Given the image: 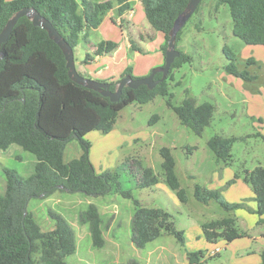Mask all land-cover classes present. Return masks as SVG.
<instances>
[{
  "label": "trees",
  "instance_id": "obj_1",
  "mask_svg": "<svg viewBox=\"0 0 264 264\" xmlns=\"http://www.w3.org/2000/svg\"><path fill=\"white\" fill-rule=\"evenodd\" d=\"M115 1L0 0V32L17 11L32 8L53 25L74 51L80 41L88 42L90 33L100 25L103 17L114 7ZM188 1L141 0L147 22L152 29L164 35V55L169 31ZM218 2L229 8L233 36L246 45L264 46V0ZM131 47L134 51H141L133 41ZM114 48L112 42H101L95 46L94 54H109ZM175 49L179 55L163 82L151 90L146 86L137 89L124 87L120 99L111 102L109 98L69 79L65 58L46 31L34 27L27 17L17 21L7 41L0 46L3 55L2 58L0 56V152L17 146L31 154L35 161L27 177H22L16 170H4L5 187L0 195V264H66L64 258L76 252L75 231L66 218L50 211L48 214L54 227L43 231L27 210L31 198H38L42 194L45 198L56 191L98 197L110 194L115 185L116 192L134 205L131 239L136 248H145L164 233L183 244V232L173 227L169 213L159 208L142 206L131 191L120 190L118 172H95L89 157L91 145L85 139L93 131L109 133L125 107L134 103L147 104L158 95L166 96L167 104L181 124L200 136L210 125L215 108L207 102L195 105L188 91L179 106L171 105L172 95L168 92L167 79L170 80L174 69L191 61L189 55L177 49L176 43ZM223 52L229 61L225 66L228 74L245 82L257 79L256 75L236 67L237 58L232 52L225 47ZM245 64L249 67L254 61L247 59ZM161 76L158 73L154 79L159 80ZM118 83H110V91H115ZM73 139L79 142L81 154L64 163V147ZM238 140L216 135L208 140L207 146L218 163L229 165L233 160V144ZM159 154L165 183L176 193L181 203H186L187 196L177 177L176 162L170 149L163 147ZM241 174H236L234 180L241 176L243 182L250 186L256 202V209L252 213L260 218L257 224H264V220H261L264 214V167L257 166L251 171L243 169ZM158 182L151 168H140L137 188H150ZM194 198L204 205L215 201L226 212L245 207L244 204H230L219 190H208L198 184L194 186ZM23 209H26V215ZM79 223L88 226L93 247L102 248L105 240L98 207L89 204L86 210L79 213ZM202 235L210 244L219 240L229 244L247 236L238 229L236 219L231 216L203 224ZM219 257L217 253L206 255L202 251L187 254L188 264H206L208 260ZM260 258V264H264V250Z\"/></svg>",
  "mask_w": 264,
  "mask_h": 264
},
{
  "label": "rangeland",
  "instance_id": "obj_2",
  "mask_svg": "<svg viewBox=\"0 0 264 264\" xmlns=\"http://www.w3.org/2000/svg\"><path fill=\"white\" fill-rule=\"evenodd\" d=\"M218 1L201 0L197 12L182 27L176 47L189 55L191 61L174 69L170 80L167 79L168 92L172 95L171 105L179 106L187 97L188 91L195 105L207 102L218 108L202 134L198 136L182 125L167 104V97L158 95L147 104L134 103L125 107L109 133L93 131L85 137L91 145L89 157L95 172H118L120 190L131 191L142 206L159 208L169 213L173 227L183 232V244L164 233L145 248H136L131 239L134 205L131 200L116 192L115 185L106 196L56 191L45 198L43 194L38 198H31L27 210L43 231L54 227L48 214L50 211L61 214L73 227L77 249L73 255L64 258L66 264H188V253L202 251L206 255H213L217 249L220 257L210 259L207 263L224 264L227 262L225 242L219 240L210 244L205 241L202 225L231 216L236 219L238 229L243 231V223L251 222L245 216L252 213L249 207L252 208L253 204L248 198L251 196V191L248 192L250 186L240 182L238 186L228 191L226 189L236 174L242 176L243 168L264 167V141L260 138H251L249 142L236 141L231 152L233 160L229 165L217 163L207 146L208 140L213 136H242L251 131L249 122L242 116L243 106L237 103L241 94L226 82L225 66L229 61L223 52L224 47L236 56V67L249 73L246 58L257 56L255 50H252L254 46H247L233 36L229 8ZM82 54L80 50H75L76 67ZM229 88L236 96L231 105L224 95ZM226 110L229 115L225 113ZM163 147L170 149L176 162V174L185 190L186 203H181L176 193L165 183L159 154ZM80 154L79 142L73 139L64 147L63 161L68 163ZM34 161L31 154L17 146L0 152V195L5 187L4 170H16L22 177H27ZM140 168H151L158 178V184L150 188H137ZM195 184L219 190L224 200L230 204L240 202L241 198L248 200L244 201L242 211L237 209L228 213L215 201L207 205L198 202L194 198ZM89 204L98 207L103 220L105 244L102 248L93 247L88 226L79 223V213L86 210ZM259 219L256 216L252 230L261 228L257 224ZM233 260L243 262L245 258Z\"/></svg>",
  "mask_w": 264,
  "mask_h": 264
},
{
  "label": "crops",
  "instance_id": "obj_3",
  "mask_svg": "<svg viewBox=\"0 0 264 264\" xmlns=\"http://www.w3.org/2000/svg\"><path fill=\"white\" fill-rule=\"evenodd\" d=\"M91 1L102 3L108 0ZM131 41L141 50L140 52L132 50ZM101 42H112L115 44V48L109 54L95 55V46ZM164 44V35L152 29L147 22L141 0H116L114 7L103 17L100 25L90 33L88 42L80 41L74 49V53L75 50H80L83 53L75 68L83 77L99 82L120 81L127 75V71L130 72L128 75L133 78L147 77L152 69L164 65ZM252 50H255L257 56L248 57L246 60L254 61L249 69L250 74L257 76L256 80L245 82L226 72L227 84L235 90L237 89L241 94L237 103L243 106L242 116L249 122L251 131L242 136L222 134V137H235L243 142H249L251 138H264V46L257 45ZM224 95L230 105L234 104L236 96L230 92V88L226 89ZM214 108L216 110L217 107L214 106ZM225 113L229 115L228 110ZM255 167L257 166L243 169L251 171ZM240 182H243L241 177L235 179L234 182L228 184L229 187L226 191L238 186ZM249 191H251V196L248 194L250 196L248 198L253 204V207H249V209L253 212L256 209V202L253 200L252 190L248 189ZM247 200V198H241L240 202L235 204L245 205L244 201ZM245 216L251 221L249 224L242 222L243 232L247 236L229 244L225 243L227 262L224 264H260L261 262L260 253L264 250V224H260L261 228L257 227L256 230H252L257 215L249 213ZM261 220H264V214L261 216ZM251 230L252 232H250ZM233 258H245V261L237 262Z\"/></svg>",
  "mask_w": 264,
  "mask_h": 264
},
{
  "label": "water",
  "instance_id": "obj_4",
  "mask_svg": "<svg viewBox=\"0 0 264 264\" xmlns=\"http://www.w3.org/2000/svg\"><path fill=\"white\" fill-rule=\"evenodd\" d=\"M201 0H189L184 11L176 18L171 30L169 31V39L167 41V50L165 52V62L162 67L154 68L151 70L147 77L132 78L130 75L123 77L115 91H110V83L99 82L91 80L79 75L75 68L74 52L69 44L65 41L62 35L53 27V25L46 19H44L36 10L32 8H23L17 11L5 24L0 32V46L6 42L9 38L11 31L17 21L21 17H27L34 27H39L47 32L49 39H51L61 50L68 69V77L74 83L83 86L89 90H93L103 97H107L111 102H117L122 94V89L128 87L130 89H137L140 86H146L148 89H153L160 82H163L168 75L170 67L175 58L178 57L179 52L175 49L176 37L181 28L185 25L188 19L193 15ZM1 58L3 57L0 51ZM161 73V78L155 80L156 74ZM75 137V136H73ZM24 215H26V209H23Z\"/></svg>",
  "mask_w": 264,
  "mask_h": 264
},
{
  "label": "built area",
  "instance_id": "obj_5",
  "mask_svg": "<svg viewBox=\"0 0 264 264\" xmlns=\"http://www.w3.org/2000/svg\"><path fill=\"white\" fill-rule=\"evenodd\" d=\"M215 252L217 253L218 252V249Z\"/></svg>",
  "mask_w": 264,
  "mask_h": 264
}]
</instances>
